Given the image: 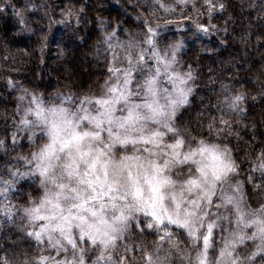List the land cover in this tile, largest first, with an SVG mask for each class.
I'll list each match as a JSON object with an SVG mask.
<instances>
[{
    "label": "snow or ice",
    "instance_id": "obj_1",
    "mask_svg": "<svg viewBox=\"0 0 264 264\" xmlns=\"http://www.w3.org/2000/svg\"><path fill=\"white\" fill-rule=\"evenodd\" d=\"M205 3L211 12V0ZM160 7L171 10L164 3ZM13 11L24 23L22 13ZM198 28L207 31L203 25ZM114 35V31L107 34L104 42L109 50L124 49L119 59L122 67H109L110 79L101 96L83 97L78 105L67 107L65 100L46 103L32 94L23 108L20 125L43 132V142L34 145L26 160L40 178L41 191L38 200H30L23 209L31 229L27 235L41 245L46 240L56 255L42 252L22 264H88L89 251L98 252L91 264H130L127 253L132 249L125 247L118 259L115 249L127 238L133 220L141 226V214L147 228L163 231L160 244L173 243L169 226H175L186 232L195 248L206 226L203 246L189 264H209L214 228L227 222L229 228L223 231L228 235L223 237L215 264H244L236 252L247 241L255 244L247 257L248 264H253L257 255L264 254V202L252 207L246 203L242 184L232 182L238 165L227 145L183 135L175 125L177 110L192 92V72L175 68L182 45L158 48L151 27L142 42L147 47L113 45ZM24 91L21 102L28 95ZM243 99V94L228 93L223 103L239 111ZM220 123L229 127L223 118ZM208 127L211 132L213 124ZM252 170L264 177V151ZM16 175L11 172L13 179L0 178V194L12 188ZM261 189L264 182L255 186L257 193ZM4 211L14 218L11 207L5 206ZM85 244L90 247L81 246ZM144 259L153 264L151 254L145 253ZM0 264L10 262L0 257Z\"/></svg>",
    "mask_w": 264,
    "mask_h": 264
},
{
    "label": "trees",
    "instance_id": "obj_2",
    "mask_svg": "<svg viewBox=\"0 0 264 264\" xmlns=\"http://www.w3.org/2000/svg\"><path fill=\"white\" fill-rule=\"evenodd\" d=\"M191 2L168 0L172 11L164 15L152 0H0V178L13 179L9 173H18L13 192L5 197L14 218L0 214V257H7L10 264H22L42 252H54L46 240L41 245L27 235L31 229L23 209L30 206V200H38L41 191L40 178L26 160L34 145L43 142V132L20 125L23 108L28 107L32 94L46 103L65 100L75 106L83 97L101 96L110 79L109 67H122L119 57L117 63L113 60L114 49L109 50L105 36L114 31L113 45L116 40L124 45L134 43L136 35L144 34L143 20L155 26L164 25L163 21L187 24L171 32L168 39L182 45L177 53L180 72H192L200 98L177 113L175 125L183 135L227 145L238 165L246 203L255 207L264 199V189L255 191L264 177L250 174L253 162L264 151V0H211V12L205 0ZM14 8L22 13L24 23ZM24 90L28 95L21 102ZM228 93L243 94L241 110L232 111L223 103ZM221 118L229 127L220 123ZM209 124H213L211 132ZM141 222L140 227L130 225L127 238L115 249L117 259L125 254V247L132 249L127 253L130 264H146L145 253L152 255L153 264H189L194 258L191 243L182 233L173 241L175 247L160 244V233ZM252 246L237 249L244 264H248ZM96 255L89 251L88 262ZM253 264H264V254L257 255Z\"/></svg>",
    "mask_w": 264,
    "mask_h": 264
},
{
    "label": "rangeland",
    "instance_id": "obj_3",
    "mask_svg": "<svg viewBox=\"0 0 264 264\" xmlns=\"http://www.w3.org/2000/svg\"><path fill=\"white\" fill-rule=\"evenodd\" d=\"M153 2H155V3H158L159 4V7H160V4L161 3H164L165 5H169L167 2H168V0H166V1H164V0H152ZM175 1H180V2H184L185 4H190V3H192L191 1H193V0H175ZM166 2V3H165ZM169 7V6H168ZM161 8V7H160ZM170 8V7H169ZM171 9V8H170ZM172 10H170V11H167L168 13H170ZM162 12H164L163 14L165 15V13L167 14V12L166 11H164V9H162ZM156 22H158V21H156ZM167 22H169V21H167ZM142 23H143V30H144V34H138V35H136L134 38H133V40H134V44H137L138 46H144V47H147V45H144V44H142V42L147 38V36H148V27H151L152 29H154L155 30V32H156V36L154 37V39H155V41H156V43H157V47L158 48H160V49H165V48H167V46L168 45H170V44H175L176 42L175 41H170L168 38H169V34L171 33V32H175L176 33V31H181L182 29H185V27H186V25L184 24H169V23H165V21H163V23H164V25H160V26H155L156 24H153V23H150L149 21H147V20H143L142 21ZM197 25V24H196ZM198 26V25H197ZM162 35H164V38H162V39H159V37L160 36H162ZM167 39V42H165V40ZM139 42H140V44H142V45H140L139 44ZM115 43V42H114ZM117 44H122V43H120L119 41H117L116 40V43H115V45H117ZM123 52H124V50H123V48H121V47H114V53H115V55H116V57H117V59H116V63H117V61H118V57L120 58V57H122V55H123ZM180 66H179V61H178V58H177V64L175 65V68H176V70L177 71H179L180 72V68H179ZM135 75V74H134ZM193 82V79L192 80H190L189 81V86L192 88V92L189 94V96H188V101H187V103L186 104H184V105H182L178 110H177V112H176V116H177V113H179V112H181V111H183V110H185L186 111V109L188 108V106H190L191 104H193V103H196V101L200 98L199 96H198V94L199 93H197V92H195V87H194V83H192ZM133 87H135V85H133ZM197 88V87H196ZM203 103V100H201V101H199L197 104H202ZM65 106H67V107H74L75 105H73L72 104V102L70 101V102H68V103H65ZM175 116V117H176ZM182 134V133H181ZM129 150H131V149H129ZM254 163V162H253ZM253 169V167H251L250 168V174L251 175H254L255 177H256V175H259L260 174V172H258V171H253L252 170ZM238 177H239V174H235L234 175V178H233V183H235V182H237V181H239V179H238ZM10 192H13V187L9 190ZM6 197V195H3V197H1V200H0V202H1V207H0V214H2L4 217H6V211H4V208H5V206H6V204H7V198H5ZM262 201H264V199H262L261 201H258V203L256 204V206L255 207H258L259 206V203L260 202H262ZM3 202V203H2ZM214 210V209H213ZM221 211H223V210H221ZM139 219H140V221H143L144 223H146V221H145V218H144V216L141 214L140 216H139ZM213 219H215V217H213ZM136 225V221L135 220H133L132 221V223H131V225ZM234 226V225H233ZM227 228H229V224L227 223V222H221L220 224H219V226H217L216 228H214V232H213V236H212V238H211V240H210V247H209V252H208V259H209V264H215V260H216V258H217V256L219 255V250H220V248L221 247H223V237H225V236H227L228 235V233L226 232V231H223V229H227ZM150 229V228H149ZM155 230V231H157L155 228H151V230ZM169 230L172 232V235H173V241H177V234L178 233H182L186 238H187V240H188V242L189 243H191L190 244V250H194V257H195V255H196V251H198L200 248H202V246H203V241H202V234H203V232H205L206 231V226H205V228L202 230V234H201V240L200 241H198V242H196L197 243V247H193L192 246V242L189 240V238L187 237V234H186V232L183 230V229H180V228H176L175 226H169ZM160 235H163V231L161 230L160 232ZM120 242H118V244H119ZM256 243H259L258 241L256 242ZM245 245H253L252 246V248H253V250H252V252L255 250V244L253 243V242H251V241H247L245 244H243V245H239L238 247H237V249H239V248H243V246H245ZM90 246V245H89ZM54 251V250H53ZM71 251V250H70ZM63 254V253H62ZM54 255H56V253H55V251L53 252V256ZM163 255V253H161V255L160 256H162ZM71 256V255H70ZM160 261V260H159ZM88 264H91V263H89L88 262Z\"/></svg>",
    "mask_w": 264,
    "mask_h": 264
}]
</instances>
